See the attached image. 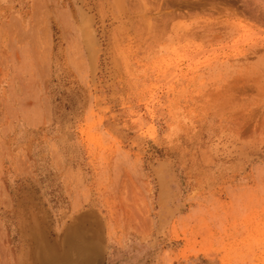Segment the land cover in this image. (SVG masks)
Masks as SVG:
<instances>
[{
    "label": "rangeland",
    "instance_id": "374dc122",
    "mask_svg": "<svg viewBox=\"0 0 264 264\" xmlns=\"http://www.w3.org/2000/svg\"><path fill=\"white\" fill-rule=\"evenodd\" d=\"M49 251L264 264V0H0V264Z\"/></svg>",
    "mask_w": 264,
    "mask_h": 264
},
{
    "label": "bare ground",
    "instance_id": "6f19581e",
    "mask_svg": "<svg viewBox=\"0 0 264 264\" xmlns=\"http://www.w3.org/2000/svg\"><path fill=\"white\" fill-rule=\"evenodd\" d=\"M128 214V213H127ZM75 238H77V237H75ZM65 240V239H64ZM64 242V241H63ZM69 244H73L72 242H70L69 241ZM67 245V244H66ZM74 245V244H73ZM63 246V245H62ZM76 247V246H75ZM62 249V248H61ZM82 249V248H81ZM51 251V250H50ZM49 251V254H50V257L48 258V256H47V258L50 260V262H52V263H57V264H60V262H62L61 261V259H60V255H59V252H57V251H52V252H50ZM65 252V251H64ZM66 254V253H65ZM65 254H64V256H65ZM67 255V254H66ZM67 257H65V259H66ZM48 262V261H47ZM62 263H64V262H62Z\"/></svg>",
    "mask_w": 264,
    "mask_h": 264
}]
</instances>
